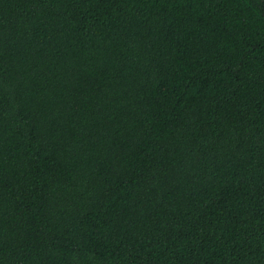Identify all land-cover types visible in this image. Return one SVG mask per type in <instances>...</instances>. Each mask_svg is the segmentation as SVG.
<instances>
[{
  "label": "trees",
  "instance_id": "obj_1",
  "mask_svg": "<svg viewBox=\"0 0 264 264\" xmlns=\"http://www.w3.org/2000/svg\"><path fill=\"white\" fill-rule=\"evenodd\" d=\"M0 264H264V0H0Z\"/></svg>",
  "mask_w": 264,
  "mask_h": 264
}]
</instances>
